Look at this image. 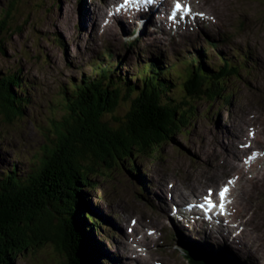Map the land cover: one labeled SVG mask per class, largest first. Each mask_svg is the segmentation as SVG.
<instances>
[{"label":"rangeland","instance_id":"rangeland-1","mask_svg":"<svg viewBox=\"0 0 264 264\" xmlns=\"http://www.w3.org/2000/svg\"><path fill=\"white\" fill-rule=\"evenodd\" d=\"M8 1L10 0H0V7ZM98 1L101 0H20L15 5L17 10L14 13L15 20L23 21L20 13L24 15L30 13L33 16L26 23L22 22L24 24L21 32L14 33L4 43L5 52L0 53V68L12 72L18 70V79L26 87L24 91L29 95V102L24 105L25 113L22 117H15L8 123H0V173L3 174L4 165L10 169L15 166L17 173L24 172L20 170L31 164L34 154L41 152L40 148L45 139L43 130L48 127L47 122L62 116L61 97L52 103L58 86L65 84L70 77L81 75L79 70L87 71L89 67L84 62L95 55L88 52L90 44L85 43L86 39L94 37L93 33L88 30L76 31L78 7L88 2H91L90 7H93ZM204 1L206 5L202 9L217 20L226 40L225 45L235 47L224 54L234 60L238 58L242 61L241 75L225 79L229 80L227 86L214 99L205 96L194 97L195 112L183 122V125L187 126L182 127L181 133L174 134L172 141L163 144L158 149V155L151 156L147 151L133 150V155L122 157L121 160L114 158L110 167L102 169L101 172L97 171L96 175L91 176L95 184L93 188L81 187V190L86 192L87 203L90 204L91 201L100 211L105 207L107 212L111 210V213H114L116 206L121 210L126 209L125 220H116V217L121 215L118 212V215L113 216L114 222L110 220L112 225H122L134 211L146 214L150 218L149 226L151 222L158 225L162 218L158 206L149 200L147 201L151 204L143 201L150 194L149 191L152 190L154 196L161 197V194H164L163 187L167 189L169 184H172V187L169 186L170 189L176 185L183 187L197 178L202 179L198 190L204 191L206 186L217 184L226 177L225 175L232 174L231 170L225 169L221 177L205 179V176H212L211 169L217 164L218 156L224 157L225 152H231L228 150L231 144L240 150L239 137L232 136L237 130L238 118L241 121L244 116L247 120L243 126L245 138L240 136V139H247V132L251 128L255 136L254 148L264 149V0ZM85 10L84 7V13ZM89 11L90 9H87V15L82 16L80 23H83L85 16L89 18V22L95 18L96 12L91 11L89 16ZM125 30L128 31L129 27L126 26ZM120 33L115 29V34L113 35L112 32L111 38L108 37L110 41H104L101 49L95 50L96 53L106 48L111 49L116 59L118 55H122L119 50L124 38L123 41L114 38L117 35L121 36ZM198 33L197 30V33L191 32L187 35L194 38ZM141 34L143 40L139 41L141 43L138 47L143 43L148 46L147 40L151 35L146 32ZM58 38L61 39V43H55V39ZM102 39L100 33L94 44L98 47ZM216 41L220 42V38H216ZM64 42L67 46H64ZM186 46L182 47L186 48ZM182 47L174 48L178 57L182 56L179 55L181 53L185 56L189 54V51L185 53ZM122 48L131 71L137 70L136 61L144 62L150 56L139 52L140 48L133 47L128 52L124 47ZM209 61L215 68L220 64L214 52ZM176 67L178 74L184 77L185 64L177 63ZM127 71L130 72L128 67ZM172 76L177 75L170 77ZM127 106L128 101H121L107 120L122 118L121 116L126 114L124 109ZM257 155V161L247 172L249 181L244 184L238 180L237 186L238 188L241 186L242 189L239 191L236 187L235 193H237L238 206L244 209L240 237L245 246L243 254L247 255L252 264H264V153ZM227 157L231 156H226L225 160ZM214 171L216 174L217 170ZM245 192L249 198L242 197ZM193 195H197V192L189 193L184 201L188 202ZM252 206L255 207L251 208ZM250 215H254L253 220L249 218ZM100 218H103V215H100ZM165 224L166 231L175 241L184 243L186 239H193L192 236H196L193 230V234L189 232L186 235L175 229L179 228L177 224L174 226L170 222ZM105 231L107 232L106 229ZM107 233L103 246L100 247L103 250L101 253L109 257L111 253H115L113 251L117 239ZM161 245L163 242H158L155 250L151 251L153 256L151 264L156 261L161 264H187L183 245L178 246L175 243L174 246H163L160 249ZM233 247L235 250L238 249ZM103 260L109 261L107 257ZM12 264L60 263L53 247L42 246L18 255ZM116 264H127V262L116 260Z\"/></svg>","mask_w":264,"mask_h":264},{"label":"trees","instance_id":"trees-1","mask_svg":"<svg viewBox=\"0 0 264 264\" xmlns=\"http://www.w3.org/2000/svg\"><path fill=\"white\" fill-rule=\"evenodd\" d=\"M18 2L10 0L0 7V53L5 52L9 37L21 32L33 16L20 13L23 21L15 20ZM199 59L193 57L184 77H164L151 63L154 69L141 65L131 75L134 85L128 79H115L109 70L74 84L62 116L50 119L43 130L41 152L20 170L24 172L4 165L0 173V264H12L18 255L42 246L53 247L60 264H66L64 259L68 264H98L91 227L86 230V214L77 208L86 201L81 187L93 188L91 176L110 167L114 158L133 155V150L158 155V149L181 133L185 118L195 112L194 97L214 99L227 86L225 79L241 75L240 66L215 68ZM15 72L0 68V123L22 117L29 102ZM124 100L126 114L107 120Z\"/></svg>","mask_w":264,"mask_h":264},{"label":"bare ground","instance_id":"bare-ground-1","mask_svg":"<svg viewBox=\"0 0 264 264\" xmlns=\"http://www.w3.org/2000/svg\"><path fill=\"white\" fill-rule=\"evenodd\" d=\"M142 2H143V0H137L136 1V6H133L132 8H129V10L127 11L126 5L120 7L119 9H116V7L114 6L115 5L114 4V0H108L107 8L110 7L113 4L115 12H121V14H119V15H123L122 18H120V16L118 15V19H117L118 25H116L115 21H108L107 23L104 22L105 15H100V13H99L100 10H98V12H96L95 18L89 22V28H92V27L95 28L97 20L99 18L98 28L103 29V26L101 25L102 22H103L105 24V26H106L105 30H104L105 33H109L112 28H113V30H112L113 35L115 34V29H118L121 32L120 33L121 36L117 35L114 38L115 39L119 38L120 41H123V38H124V41L122 42L123 43L122 47H124L127 50V52L129 50L131 51L133 47H136V48H140L139 52L150 55V53L148 51L144 50V47L145 48L147 47L146 45H144V43L142 44V46L138 47V45H140V43H141L139 41L143 40L141 33L142 32H146L148 35L149 34L151 35V27H152V24H153L152 19L150 17H148V15L146 13H144L143 11L144 10H154L157 13V15H159V16H160V12H159V8L158 7L150 6V5H142ZM97 5H100V2H98ZM99 9H100V7H99ZM168 23H169V25L183 26V25H185L186 20L185 19H181L178 16H175V18L172 19V20L167 21V19H166L165 25H168ZM124 26L125 27L128 26L129 30L126 31ZM207 26H209V25H207ZM160 27L161 26H159L158 28H160ZM186 30H184V29H175L174 33L177 36L182 37V36L187 35L189 33ZM191 32L197 33V30H195V29L190 30V33ZM153 38L158 39L159 36L156 34L155 37H153ZM213 49H215V47ZM195 51L196 52L193 53V57L195 56L197 58H200L199 57L200 56L199 53L201 52L200 46H198ZM199 60H201V59H199ZM143 63L144 62H141V61H136L135 62V67L137 68V70L141 67V65ZM88 67L91 68L90 65ZM79 71H81L80 74L86 72L84 70H79ZM74 77H77V76H74ZM63 86H64V84L62 85V87ZM237 154H238V152L235 151L234 156L235 155L237 156ZM228 158L231 159V157H228ZM216 160H218V159H216ZM232 163L233 162L231 161V164ZM210 178H212V176ZM188 184H191V183L189 182ZM152 189H154V188H152ZM174 192H176V191L174 190ZM164 194H165V196H163V198L166 200L170 211L174 213V208L175 207H174V198H173V196L171 195V193H170V191L168 189L164 190ZM179 196L180 195H177V197H179ZM150 197H151V200H152L153 199L152 196H150ZM155 197H159V196L155 195ZM159 199L161 200V198H159ZM183 206H184V202H181L179 208L180 209L182 208L183 211H186L185 207H183ZM165 213H166L167 218L170 219L172 217L171 213H168V211H166ZM201 216H204V217H207V218H212V220L216 223L215 225H217V224L221 225V223H219L220 222L219 219L214 217V216H212V215H206V214L202 213ZM214 230L217 231L218 228H215ZM199 247L201 248V252L203 253L204 252V246L202 245V243L199 244ZM219 261L222 264H225L223 261H221V260H219Z\"/></svg>","mask_w":264,"mask_h":264},{"label":"snow or ice","instance_id":"snow-or-ice-1","mask_svg":"<svg viewBox=\"0 0 264 264\" xmlns=\"http://www.w3.org/2000/svg\"><path fill=\"white\" fill-rule=\"evenodd\" d=\"M174 7H175V9L179 10V9H181L182 6L180 3L177 2ZM183 11L186 13L189 11V8L183 7ZM228 183L230 184V183H232V181L229 180ZM228 192H229V188L226 185L224 187H222L219 191V197H220L219 208H220L221 213H223V211H224L225 197H226ZM212 196H213V192L211 189H209L208 195L205 196V198H204V204L200 205V206L204 207L206 205L208 208L215 207V205L213 204V201H212Z\"/></svg>","mask_w":264,"mask_h":264},{"label":"water","instance_id":"water-1","mask_svg":"<svg viewBox=\"0 0 264 264\" xmlns=\"http://www.w3.org/2000/svg\"><path fill=\"white\" fill-rule=\"evenodd\" d=\"M195 254H197V253L185 252V260H186L187 264H211V262L208 259H204L199 254H197L198 256ZM199 258H201V259H199ZM64 261L66 262V264L69 263L65 259H64Z\"/></svg>","mask_w":264,"mask_h":264}]
</instances>
